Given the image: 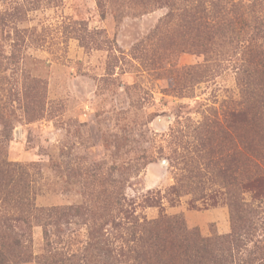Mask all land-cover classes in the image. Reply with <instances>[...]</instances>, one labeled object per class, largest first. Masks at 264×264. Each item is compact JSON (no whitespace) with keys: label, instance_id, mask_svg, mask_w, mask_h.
<instances>
[{"label":"rangeland","instance_id":"1","mask_svg":"<svg viewBox=\"0 0 264 264\" xmlns=\"http://www.w3.org/2000/svg\"><path fill=\"white\" fill-rule=\"evenodd\" d=\"M255 165L264 0H0V264H137L166 218L254 250Z\"/></svg>","mask_w":264,"mask_h":264},{"label":"trees","instance_id":"2","mask_svg":"<svg viewBox=\"0 0 264 264\" xmlns=\"http://www.w3.org/2000/svg\"><path fill=\"white\" fill-rule=\"evenodd\" d=\"M241 115L243 116V111ZM245 186L264 194V171L259 166L253 167V175L245 180ZM16 218L24 220V217ZM136 225L138 224H131L128 241L132 244L135 252L133 258L137 264H253L249 257L256 252L263 253L256 259L258 264H264V246L255 245V248H252L254 250L248 249L247 243L243 242L245 232L242 228L241 232L236 228L229 235L222 237L219 242L223 244L221 248L214 247L216 242L212 239H203L197 244L199 241L194 237H191V244L180 245L170 241L165 243L172 228L169 218ZM245 231L247 232V228Z\"/></svg>","mask_w":264,"mask_h":264}]
</instances>
